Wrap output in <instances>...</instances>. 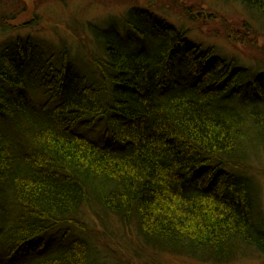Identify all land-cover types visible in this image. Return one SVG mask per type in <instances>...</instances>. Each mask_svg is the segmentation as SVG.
<instances>
[{
    "label": "trees",
    "instance_id": "16d2710c",
    "mask_svg": "<svg viewBox=\"0 0 264 264\" xmlns=\"http://www.w3.org/2000/svg\"><path fill=\"white\" fill-rule=\"evenodd\" d=\"M232 1L264 22V0ZM146 15L126 12L132 38L122 22L92 26L91 56L33 60L29 39L0 50V264H128L96 243L88 215L133 229L134 251L264 257L248 175L264 154V70ZM38 59L44 72L29 67ZM96 123L100 141L85 134Z\"/></svg>",
    "mask_w": 264,
    "mask_h": 264
},
{
    "label": "rangeland",
    "instance_id": "374dc122",
    "mask_svg": "<svg viewBox=\"0 0 264 264\" xmlns=\"http://www.w3.org/2000/svg\"><path fill=\"white\" fill-rule=\"evenodd\" d=\"M133 9L184 30L190 42L203 49L214 47L217 56L264 70V22L230 0H0V50L18 39H29L30 47L35 50L33 60L42 53H51L46 55V62L51 60V55L60 52L66 53L71 60L77 52L83 51L86 56H91L95 54V46L89 34L90 28L98 24L122 22L118 31L125 35L123 38H132L133 33L123 18L126 12ZM51 48L53 51H47ZM39 60L29 64V67L36 66L44 72L47 68L41 66ZM51 63L55 64V59ZM42 97L37 99L38 102L31 101L35 108L48 102L49 97ZM57 103L51 102L50 109ZM105 131L104 123H96L85 134L100 141ZM86 135L81 136L87 138ZM249 170L248 175L258 185L260 210L264 217V154H258ZM87 217L88 225L99 232L98 236L103 240L96 243L107 244L123 262L203 264L186 257L134 251L137 239L133 229L124 228L112 218L101 217L98 221L89 215ZM60 234L56 232L54 235L59 237ZM229 264H264V257L250 253Z\"/></svg>",
    "mask_w": 264,
    "mask_h": 264
},
{
    "label": "bare ground",
    "instance_id": "6f19581e",
    "mask_svg": "<svg viewBox=\"0 0 264 264\" xmlns=\"http://www.w3.org/2000/svg\"><path fill=\"white\" fill-rule=\"evenodd\" d=\"M230 1H232V0H230ZM32 84H33V82H32V83H30V86H33Z\"/></svg>",
    "mask_w": 264,
    "mask_h": 264
}]
</instances>
